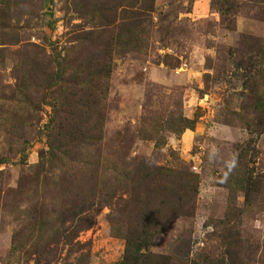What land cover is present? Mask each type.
<instances>
[{"label":"rangeland","instance_id":"1","mask_svg":"<svg viewBox=\"0 0 264 264\" xmlns=\"http://www.w3.org/2000/svg\"><path fill=\"white\" fill-rule=\"evenodd\" d=\"M214 1L150 0L145 51L113 45L105 140L150 167L140 170L160 172L135 179L117 162L116 176L98 172L95 180L88 153L51 161L55 100L45 87L60 57L96 30L112 32L116 41L128 33L138 5L0 0V264H146L145 255L153 256L148 264H188L210 252L222 255L212 234L237 221L244 201L233 185L241 169L236 160L248 164L253 178L264 175V127L257 125L264 116L251 113L243 88L260 66L264 21L257 2L228 0L222 7ZM82 55L92 53L87 48ZM147 90L157 139L135 137ZM12 98L24 103L22 112L12 108ZM170 113L192 126L173 132ZM240 224L255 249L252 264H264V210L243 214ZM133 232L144 240L138 260L124 256Z\"/></svg>","mask_w":264,"mask_h":264},{"label":"trees","instance_id":"2","mask_svg":"<svg viewBox=\"0 0 264 264\" xmlns=\"http://www.w3.org/2000/svg\"><path fill=\"white\" fill-rule=\"evenodd\" d=\"M145 1L148 3L147 6L144 5ZM215 1L221 3L222 7L225 2H228V0ZM246 1L257 2L260 6H263L262 14L264 21V0ZM149 2L150 0H134V5H138V7H134L135 10L132 14L135 22H129L133 24V28L128 33L120 34L117 37V41L109 29L107 31L111 32V34L106 36L105 30H101V28L96 30L95 33L90 34L88 41L85 43L74 45V51H72L71 55L66 54V56L60 57L59 62H61V67L53 72L50 81L47 79L45 87V89L50 91V97L55 100L53 104L54 111L48 124V127L50 126V136L48 138L51 148V153H49L51 161L60 159L64 163L66 159L71 161L76 160L81 155H84V153H88L91 159L87 165H95L96 169H93L95 180L98 172H101L103 175L112 172V176H116L117 167H112V165L117 164V162H120L123 167L127 166L130 171L132 169V176L135 179L153 178L154 173L160 172L159 169L151 172L140 170V168L148 169L149 166L143 165L139 162V159L136 160V158L129 157V151L126 149H120L116 145L111 144L109 146L104 135L110 60L116 53V48L113 45L118 42V46L127 50L145 51L148 43L150 22H147L143 18L149 9ZM126 6L129 7V5ZM226 9H229V7ZM126 11L128 10L126 9L122 13H126ZM128 18L130 17L128 16ZM102 37H105V40ZM260 45H262L263 49L260 54V66L253 68V71H249L251 76L248 77V84H245L243 88L249 100L253 101L251 113L260 112L264 116V36ZM87 48H89L92 55L85 58L82 54L83 49ZM145 96L146 99L142 105L135 137L157 139L155 135H157L158 128L155 127L156 120H154V116L152 115L156 112L152 107L151 91L147 90ZM9 101H13L14 103L12 108H16L17 112H22L24 103L21 100L18 101V99L12 98ZM167 121L170 123L169 129L173 132L183 131V129L191 127L193 123L191 120L182 117V115H174V113H170ZM257 125L264 127V117L261 121L257 122ZM247 127L248 131H254L253 126L252 129L249 126ZM142 131L150 133L147 136H142ZM127 133L126 129L122 138L125 135L128 136ZM110 141H113V139ZM23 150L21 148L20 153H23ZM118 153L121 154V158L117 156ZM238 162L239 160H236L235 165H238L241 169L236 174L234 173L233 185L237 190L244 193L243 206L242 208H236V222H225L218 231L212 234L220 241L219 246L223 247L222 255H214L213 252H210L203 260L193 258L188 264H252L256 261L254 259L255 255H252L255 253V249L251 245L248 246L246 240L241 236L240 223L243 214L250 217L264 210V175H258L253 178L248 170V164L244 163V161L242 164ZM100 164L102 169L99 168ZM72 174V172H69L65 168L64 176L72 178ZM81 174H84V172ZM134 178L131 181H134ZM94 189L93 187L92 190ZM65 191H67V188ZM140 219L137 216V229L141 228L142 222H139ZM156 220L157 218H155V223ZM146 223L151 225L152 221ZM141 239L142 237L134 232L132 234L129 233L125 237L126 247L124 256L126 259L138 260L140 256H143V253L139 252L144 241ZM246 250H249V252ZM143 257L146 264L153 258L152 255H145ZM168 261H161L160 264H168Z\"/></svg>","mask_w":264,"mask_h":264}]
</instances>
